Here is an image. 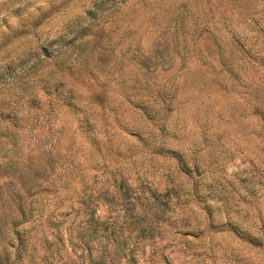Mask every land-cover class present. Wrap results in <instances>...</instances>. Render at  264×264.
<instances>
[{
  "label": "rangeland",
  "instance_id": "1",
  "mask_svg": "<svg viewBox=\"0 0 264 264\" xmlns=\"http://www.w3.org/2000/svg\"><path fill=\"white\" fill-rule=\"evenodd\" d=\"M0 264H264V0H0Z\"/></svg>",
  "mask_w": 264,
  "mask_h": 264
}]
</instances>
